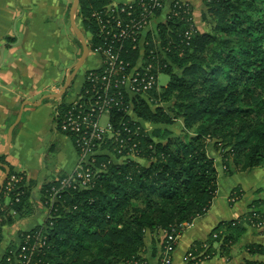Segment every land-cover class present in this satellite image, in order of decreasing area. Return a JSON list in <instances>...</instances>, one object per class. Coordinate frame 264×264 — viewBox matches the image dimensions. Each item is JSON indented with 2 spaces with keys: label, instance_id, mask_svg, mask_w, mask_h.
<instances>
[{
  "label": "trees",
  "instance_id": "trees-1",
  "mask_svg": "<svg viewBox=\"0 0 264 264\" xmlns=\"http://www.w3.org/2000/svg\"><path fill=\"white\" fill-rule=\"evenodd\" d=\"M202 2L204 14L210 12L215 18L211 32H201L189 21L191 5L174 1L167 19L148 31L150 45L145 46L141 62L139 41L119 45L129 70L143 61L144 65H159L160 73L170 76L167 86L154 88L146 96L123 93L121 105L110 111L118 136L106 138L102 145L106 152L96 155L94 185L66 189L51 205L52 187L58 181L45 183L40 194L49 211L46 220L21 233L20 243L6 249L0 264H17L14 254L19 246L30 248L36 242L27 236L42 233L46 238L29 255V264H149V253L154 258L159 256L162 264L168 236L181 234L184 225L206 215L218 192L220 171L215 157L208 152L206 139L210 138L213 148L220 152L227 175L237 174L239 165L246 172L264 164V0ZM109 7L124 21L138 18L142 11L136 1L115 6L111 0H80V15L91 35V51L104 42L98 36L93 14ZM127 11L136 14L129 16ZM154 11L153 20L162 9ZM175 12L180 15L175 16ZM188 30L192 31L190 37L185 35ZM222 75H228L227 83L219 81ZM92 88L86 82L84 94ZM246 90H251L248 97ZM65 96L57 109L59 125L61 116L73 109L69 96ZM163 97L165 102L175 99L170 111L158 104ZM80 102L91 104L83 97ZM152 104L157 105L155 110ZM180 119L187 128L199 127V134L189 142L171 137L173 132L167 125ZM65 135L71 138L78 154L75 136ZM132 146L139 160L129 158ZM14 174L23 179L8 196L5 190L0 193V202L6 204L0 205V245L7 225L34 212V182L13 169L8 179ZM250 227L264 230V199L255 200L240 220L222 221L206 240L195 243L189 264L211 260L218 253L215 244L221 243L227 250ZM246 248L251 257L240 264H264L254 258L264 254L262 245L249 243Z\"/></svg>",
  "mask_w": 264,
  "mask_h": 264
},
{
  "label": "crops",
  "instance_id": "crops-1",
  "mask_svg": "<svg viewBox=\"0 0 264 264\" xmlns=\"http://www.w3.org/2000/svg\"><path fill=\"white\" fill-rule=\"evenodd\" d=\"M111 1L118 6L132 4L136 0ZM174 1H165V7L150 25L151 30L167 19ZM179 1L191 5L195 26L201 32H208V26L199 19L201 12L206 9L202 0ZM69 5L70 0H0V57L4 49L0 63V188L6 167L24 174L28 181L34 182V212L4 228L0 262L11 244L20 243L22 231L31 230L46 220L49 211L41 201L40 190L43 185L72 172L78 160L71 138L60 131L56 120L64 94L55 97L53 94L59 93L50 91L55 86L60 88L62 71L53 63L48 62L46 65L48 58L53 60L60 55L59 48H76L71 10L67 11ZM65 18L69 23L61 24ZM98 58L95 67L85 70L80 87L75 86L68 102L80 96L88 71L102 66L101 58ZM70 67L68 65V74ZM24 103L22 118L14 128L9 146V130ZM228 207L226 202L214 199L206 215L185 225L177 240L173 264H186L185 255L195 243L206 240L218 224L235 216L238 211ZM148 257L149 264H160L159 256L154 258L149 253Z\"/></svg>",
  "mask_w": 264,
  "mask_h": 264
},
{
  "label": "built area",
  "instance_id": "built-area-1",
  "mask_svg": "<svg viewBox=\"0 0 264 264\" xmlns=\"http://www.w3.org/2000/svg\"><path fill=\"white\" fill-rule=\"evenodd\" d=\"M165 1L136 0L142 11L138 18L134 17L129 19V21H124L121 17L117 16L115 10L111 7L105 12H94L93 16L97 22L98 36L104 42L102 41L103 45L97 46L93 52L101 58L102 66L88 71L83 90L85 89L86 82L92 84V90H87V95L82 90L80 96L70 102L73 109L61 116L62 122H60V125L57 123L63 132L75 136L76 146L79 151L74 170L67 173L66 177L57 179L58 184L52 187L51 205L55 203L58 199L57 197L66 189L88 188L94 185V178L97 174L93 170V166L96 163V155L100 152H106L102 150V145L106 138L118 136L111 124L110 111L112 108L121 105V99L124 98L123 93L131 97L136 95L146 96L154 88L159 87V65L156 66L153 63L144 65L143 61L129 70L130 64L124 60L122 54L123 48L119 47V45L124 44L128 40L138 42L145 32L151 31L150 25L154 18V9H163ZM182 3L186 6L188 5V7L190 5L186 2ZM121 11L124 12L125 10L122 9ZM127 14L134 16L136 13L134 11H127ZM188 14L190 13L188 12ZM174 15L179 16L180 13L175 12ZM189 21H193V18H189ZM112 23H114V27L111 26ZM185 35L186 37H190L192 31H186ZM156 50L158 51V48ZM153 52L151 51V53ZM114 89H118V92L116 93ZM82 97L89 99L91 104L81 103L80 98ZM59 114L60 112L57 110L56 118ZM106 115L109 116V120L103 125L102 120ZM137 153L138 151L135 149V146H132L129 149L128 156L131 159L139 160L140 156H137ZM22 179L18 174L10 176L9 179L7 178V183L5 182L6 185L4 184L3 186L5 194L8 196L15 184ZM0 205L5 206L6 204L2 205L0 202ZM178 236V234L168 236L169 243L163 252L162 264H173ZM27 237L28 239L34 238L36 242L30 248L28 246H19L14 254L17 264H29L31 262L29 255L37 248V244L43 243L46 238L43 233L36 236L28 235ZM192 250L190 248L185 255L186 264H189V261L192 259ZM192 264H196V262Z\"/></svg>",
  "mask_w": 264,
  "mask_h": 264
},
{
  "label": "rangeland",
  "instance_id": "rangeland-1",
  "mask_svg": "<svg viewBox=\"0 0 264 264\" xmlns=\"http://www.w3.org/2000/svg\"><path fill=\"white\" fill-rule=\"evenodd\" d=\"M73 2H74V0H70V5H69L70 7L68 6V8H67L68 12L71 10V8L73 6ZM260 6H261V3L258 4L259 8H260ZM204 11H206V10H204ZM204 11L201 12L199 19L202 23L204 22V24H206L208 26V30H209L208 32H211L213 30L212 27L215 24V18H213L214 16L212 17V15H210V12H206L204 14ZM205 15H206V17H205ZM68 17H70L69 13H68ZM67 22H68V19L65 18V20H63V22H61V24H66ZM76 23H77L78 27L84 33L86 40L89 44L91 35L88 32V29L86 27V24L83 21L82 16L80 15V10H78V12L76 14ZM66 28L69 29L70 26L67 25ZM147 34H148V32H145L144 35L142 36L141 40L138 42V49L140 48L139 50L141 52V54H140L141 60L139 62L142 61V59H143L142 56L147 51V48H145V46L150 45V41L148 39H146ZM75 41H76V48H59L61 53L57 58H54L56 60H54V59L51 60L48 58L46 65L48 64V62L53 63V65H57V68L61 69L62 76H63L62 77L63 79L59 84L60 88H58V87L56 88V86H55L54 88L50 89V91L56 90L55 92H58V93L61 92V89L64 88V86L68 80V77L71 75V73L74 70V65L80 59L82 52H83V46H82V43H81V41L77 35H76ZM236 44L237 43H235V45ZM231 45H233V44H231ZM221 49H223V48H220V50ZM261 49L264 50V46H263V48L261 47ZM228 50H230V49H228ZM228 50H226V53L228 52ZM93 53H94L93 51L90 52V54H89L88 58L86 59L84 65L82 66L81 70L79 71L78 75L76 76L77 77V78H75L76 83L74 84V81H75L74 80L70 84V86L67 88L66 92L64 93L66 95L65 98H67L68 96L70 97L71 94L73 93L74 89H76V87H78V88L80 87V85L82 83L81 78H82V75L85 72V70L91 69L98 64L99 58L97 55H94L95 53L94 54ZM160 53L163 54V52H160ZM69 57H71V58H69ZM254 59L255 58L252 59V62H254ZM218 64L219 63L216 62L215 65H218ZM242 64L244 65L243 66L244 68H247V64H244V63H242ZM68 65H71L69 74L67 71ZM212 65H214V63ZM212 65L208 66L210 68V70H212L211 69ZM236 67L237 66H235L234 68L236 69ZM169 80H170L169 74L161 72L159 74V80H158L159 89H160V87H162V89H163V86L164 87L167 86ZM219 81L223 82V83H227L228 82V75H222L220 77ZM250 92H251V90H246L244 92L246 97H248V95H250ZM149 99L152 101L153 97L151 96V97H149ZM163 100H165L164 97L162 99V102L160 101L158 104L160 106L165 107L166 111H170L171 106L174 104L175 99H172L170 102H165ZM156 107H157V105H155V104L151 105V108L153 110H155ZM108 120H109V116L106 115L102 120V124L105 125L108 122ZM146 126L153 127L154 125L153 124H147ZM167 126L173 132V136H171V137H174V139H177V140H182V141L184 140L186 142H189L191 137H193L194 135L196 136L200 132L199 127L196 128V126H194L193 129L185 127L183 119H180V120L176 121L174 124L167 125ZM208 139H210V138H208ZM208 139H206V143L208 144V146H207L208 152L210 155H213L215 157L216 166H217L218 170L220 171V177H221L219 189H218V192H217L214 199H216L218 202H221V201L226 202L229 206L228 209L233 208V209H236V211H238L235 213V216L229 220H240L245 214H247V212H249L250 206L255 200L264 199V164L260 165L259 167H256L252 171H246V172H242V170H241L242 165H239L238 168L240 169V171H238L237 174H235L233 176L227 175L223 171L224 166H223V162H222V159L220 157V154H219L220 152L216 151L213 148L214 145L211 144ZM215 139H217V138L215 137ZM245 147L247 148L249 146L245 145ZM248 204H250V205L248 206ZM246 207H248V208H246ZM46 210H47V208H46ZM7 226L9 227V225H7ZM184 227H185V225L182 227V231H183ZM33 229H31V230H33ZM31 230L22 231L21 233L29 232ZM178 238H179V236L177 237V240H178ZM238 239H239L238 242L235 245L228 247L227 250L224 249V246H222L221 243L215 244V247L218 250V253L214 256V258H212L211 260H209L208 262H206L204 264H227V263L228 264H240V263L244 262L247 258L251 257L250 254L247 252V248H246L247 244L257 243V244L262 245L264 247V230L253 229L250 227L247 230L242 231L239 234ZM20 240H21V238H20ZM147 240H148V243L151 247V243H150L151 242V236L150 235L148 236ZM15 245H18V244H15ZM176 245H177V241H176ZM254 258L258 259V260L261 259L264 261V254L263 255H256V256H254Z\"/></svg>",
  "mask_w": 264,
  "mask_h": 264
},
{
  "label": "water",
  "instance_id": "water-1",
  "mask_svg": "<svg viewBox=\"0 0 264 264\" xmlns=\"http://www.w3.org/2000/svg\"><path fill=\"white\" fill-rule=\"evenodd\" d=\"M79 6H80V0H74L73 6L71 9V19L70 20H71L72 28L74 29L76 35L78 36V38L80 39V41L82 43L83 52H82V55H81L80 59L78 60V62H76V64L74 65V70L71 73V75L69 76L63 90L59 94H53V96H55V97H60L66 92L67 88L75 80L79 70L82 68V66L84 65L86 59L88 58V56L91 52V48L89 47V44L86 40L84 33L82 32V30L78 27V25L76 23V14L79 10ZM3 55H4V49L1 50L0 63L2 62ZM25 103L22 104L20 112L18 114V117L9 130V134H8V145L9 146H10L11 141H12L14 128L17 126V124L20 122V120L22 118V113H23V110L25 107ZM9 173H10V167H6V172H5V175H4V177L2 179V183H1L0 193L2 192L3 185H4L5 181L7 180Z\"/></svg>",
  "mask_w": 264,
  "mask_h": 264
}]
</instances>
